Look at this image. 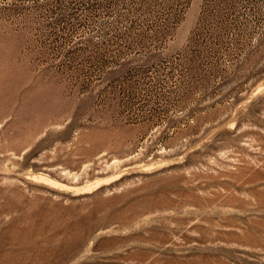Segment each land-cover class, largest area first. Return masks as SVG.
<instances>
[{
  "label": "rangeland",
  "instance_id": "rangeland-1",
  "mask_svg": "<svg viewBox=\"0 0 264 264\" xmlns=\"http://www.w3.org/2000/svg\"><path fill=\"white\" fill-rule=\"evenodd\" d=\"M0 264H264V0H0Z\"/></svg>",
  "mask_w": 264,
  "mask_h": 264
}]
</instances>
